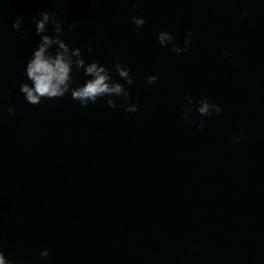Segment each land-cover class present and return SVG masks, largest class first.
Returning a JSON list of instances; mask_svg holds the SVG:
<instances>
[{
	"label": "water",
	"instance_id": "1",
	"mask_svg": "<svg viewBox=\"0 0 264 264\" xmlns=\"http://www.w3.org/2000/svg\"><path fill=\"white\" fill-rule=\"evenodd\" d=\"M42 10L113 79L114 59L128 67L135 112L117 97L24 100ZM189 29L179 54L156 39L183 46ZM201 97L221 111L201 116ZM0 109V249L15 264H264L262 0H3Z\"/></svg>",
	"mask_w": 264,
	"mask_h": 264
},
{
	"label": "clouds",
	"instance_id": "2",
	"mask_svg": "<svg viewBox=\"0 0 264 264\" xmlns=\"http://www.w3.org/2000/svg\"><path fill=\"white\" fill-rule=\"evenodd\" d=\"M2 2L3 0H0V3ZM241 15H246V13L242 11ZM32 19L34 22V32L39 35V39L24 62L22 72L25 79L21 80L18 85V90L27 103L38 104L42 98H58L68 93L81 106L94 103L98 97H104V102L109 108H112L117 106L113 98L117 97L125 100L123 104L125 111H136V103L127 102L128 90L125 87V85L132 84L133 78L129 75L128 67L123 66L118 58L113 60L112 67L123 80V83L112 78L108 67L104 63L98 62L95 59L86 61L80 47L75 45L70 47L65 42L60 35L62 24L55 14L50 13L48 10H42L38 13L37 17H33ZM130 20L136 27L144 23V18L139 15L130 17ZM20 25L21 17L17 16L12 21V28L19 29ZM48 25H52L51 33L48 32ZM73 26L74 24L68 25L69 28ZM156 39L162 47L167 45L171 51L179 54L191 42V30L189 29L185 32L183 46L175 43L173 35L167 30L158 31ZM227 54L225 52V55ZM74 70L77 72L82 71L83 78L80 82L73 83L72 73ZM156 79L157 74H148L146 76V83L151 84ZM191 99V96L186 97L189 104ZM6 111L11 115L13 107L9 106ZM189 111L190 108L185 107L181 113V117L194 123L197 129L201 128L203 121L193 120L188 116ZM220 111L221 106L209 101L207 97H201L196 105V112L201 114V116H212ZM232 139L236 141L239 139V136L233 134ZM39 255L47 257L48 249L46 247L41 248ZM0 264H15V261L0 249Z\"/></svg>",
	"mask_w": 264,
	"mask_h": 264
}]
</instances>
